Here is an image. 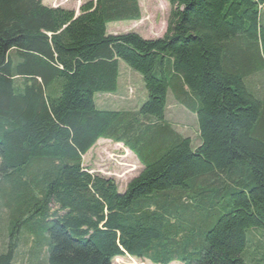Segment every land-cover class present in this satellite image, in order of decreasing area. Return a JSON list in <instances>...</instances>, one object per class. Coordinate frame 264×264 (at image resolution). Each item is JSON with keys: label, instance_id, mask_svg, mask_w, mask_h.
<instances>
[{"label": "trees", "instance_id": "1", "mask_svg": "<svg viewBox=\"0 0 264 264\" xmlns=\"http://www.w3.org/2000/svg\"><path fill=\"white\" fill-rule=\"evenodd\" d=\"M165 1L166 33L148 40L107 32L141 20L138 0H92L79 15L0 0L1 197L12 229L50 240L48 264H264L247 252L264 229V97L249 86L264 71V0ZM121 62L148 99L101 110L95 95L118 91ZM170 92L197 116L196 147L166 118ZM102 139L143 167L122 193L83 166ZM13 238L0 264H14Z\"/></svg>", "mask_w": 264, "mask_h": 264}, {"label": "rangeland", "instance_id": "2", "mask_svg": "<svg viewBox=\"0 0 264 264\" xmlns=\"http://www.w3.org/2000/svg\"><path fill=\"white\" fill-rule=\"evenodd\" d=\"M89 1L92 0H43V3L48 7L63 8L77 13L80 7ZM138 1L142 11L141 20L111 23L108 25L110 34L137 33L148 40L162 38L166 33L170 17L171 8L169 3L165 0ZM253 77L249 82V86L257 95L264 97V71L258 72ZM245 84L247 86L248 82L245 81ZM147 99L148 93L142 76L123 62L120 63L118 91L112 94L99 93L95 95L96 104L101 110L136 111ZM166 118L177 132L192 139L193 147L198 146L199 125L197 116L180 105L173 97L172 92L168 96ZM83 161L84 168L94 175L114 180L121 193L126 190L130 181L137 177L143 168L136 156L122 143L105 139L98 141L91 151L84 156ZM1 192L2 187H0V255L5 252L4 248L10 242L11 235H13V241L17 238L18 243L14 264H43L42 260L46 257L48 259L46 243H50V240H44V235L40 231L32 233L24 224L12 229L10 210L3 203ZM51 209L55 210L56 207L53 205ZM256 231L260 233L252 232V236L249 233L247 252L249 251L248 254L257 257L258 250L264 254V236L261 235L264 233V229L258 228ZM36 239L43 241L44 245H36ZM34 251H37L36 256H33ZM47 259L45 264H48ZM113 264L152 263L125 255L116 258Z\"/></svg>", "mask_w": 264, "mask_h": 264}, {"label": "crops", "instance_id": "3", "mask_svg": "<svg viewBox=\"0 0 264 264\" xmlns=\"http://www.w3.org/2000/svg\"><path fill=\"white\" fill-rule=\"evenodd\" d=\"M77 15H79V12H77ZM109 28V27H108ZM107 28V32H108V34H110V32H109V29ZM111 35H116V34H111ZM118 88H119V85H118Z\"/></svg>", "mask_w": 264, "mask_h": 264}]
</instances>
